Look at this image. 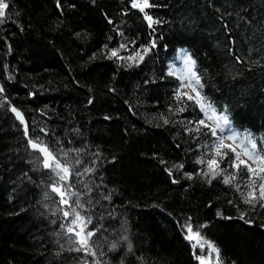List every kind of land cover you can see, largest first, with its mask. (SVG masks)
Wrapping results in <instances>:
<instances>
[{
    "label": "trees",
    "instance_id": "1",
    "mask_svg": "<svg viewBox=\"0 0 264 264\" xmlns=\"http://www.w3.org/2000/svg\"><path fill=\"white\" fill-rule=\"evenodd\" d=\"M8 2L0 23V264L93 259L68 250L60 228L67 221L54 216L53 200L44 198L48 174L36 170V154L26 148L13 106L24 114L31 135L42 136L43 127L50 145L59 147V140L65 148L87 146L84 166L97 159L91 153H100L97 171L82 179L94 189L93 224L103 225L93 238L98 253H106L101 260L199 264L196 257L205 250L184 238L182 225L190 222L194 230L207 225L199 230L219 247L223 264H264V208L242 202L240 177L238 192L196 175L206 170L196 163L207 151L201 145L212 138L207 129L185 131L195 124L182 122L202 114L190 101L186 111L175 113L182 106L174 98L179 82L167 73L175 53L187 52L196 61L202 94L226 110L234 129L262 142L264 0H150L155 6L146 12L161 21L152 28L131 0H59V7L57 0ZM153 40L156 47L139 66L108 59L122 43L128 49L119 55L128 56ZM107 193L111 201L101 199ZM236 205L251 223L237 218ZM113 243L117 247L109 251Z\"/></svg>",
    "mask_w": 264,
    "mask_h": 264
},
{
    "label": "snow or ice",
    "instance_id": "2",
    "mask_svg": "<svg viewBox=\"0 0 264 264\" xmlns=\"http://www.w3.org/2000/svg\"><path fill=\"white\" fill-rule=\"evenodd\" d=\"M59 7V0H57ZM150 0H131V7L138 9L144 13V20L147 22L149 28L154 24L161 21L156 20L153 16L146 12V9L154 7ZM10 4L8 0H0V23H3L2 18L6 15V10L9 9ZM111 23V21H109ZM121 35H123L121 33ZM111 39V38H109ZM134 44V41L132 42ZM107 48V45L104 46ZM156 47V42H150V46H141V49L133 48L128 56H120L121 49L127 50V44H120L119 49H111L108 59L115 58L118 61L127 62L125 65L128 68L139 66L144 62L145 56ZM184 69L177 77L180 81L178 88L175 90L174 98L182 106L175 109V113H182L186 111L189 106L187 102H192V105L199 108V112L203 114V118L195 120H187L185 123L195 124V127L185 126V131L188 133H200L202 129H207L205 135H209L212 140L211 143H205L201 147L207 151L202 153L196 160L197 164L205 165L206 170H200L196 173L202 176L208 184L213 180L219 179L221 183L232 186L236 191L241 192L240 184L235 183L237 178L240 177L245 190L241 192L242 202L249 205L251 209H255L259 204L264 208V138L262 142L258 143L257 139L250 132H239L232 126V122L225 111H219L206 96L202 94L203 84L199 74L195 71L196 61L187 52H182ZM173 69H169L168 75H173ZM188 88L194 95L183 92L182 89ZM4 92V88L0 87V93ZM186 98V100H185ZM6 99V98H5ZM92 100H89V104ZM11 112L15 114L16 119L22 126L23 136L26 140V148H30L36 155L33 157L36 170H46L48 174L47 188L49 191L44 192L46 200L51 199L55 204L52 214L55 216L60 214L64 221L61 223L60 228L66 236V244L69 251L82 253L83 257H92L91 261L82 259L81 264H108L107 261L101 260L106 253L97 249L99 245L93 238L97 235L103 225H94L93 220V199L91 193L94 191L91 182H86L82 177L93 174L97 171V163L100 156L99 152L91 153L97 159L91 161L92 166H84L85 161L82 155L87 151V146L84 148H65L59 140L57 145L59 147L50 145L46 142V137L49 133L46 128H39L38 131L43 135L33 136L30 133L29 123L26 121L24 114L15 106L11 107ZM173 109L169 108V112ZM164 120L165 124L170 121L163 114L159 117ZM109 119V117H105ZM163 162V161H162ZM225 165L221 167V165ZM178 170L183 169V164L174 165ZM231 169V171H229ZM171 175V169L168 170ZM188 179L193 178L192 173H184ZM102 179V178H101ZM173 183H178L173 180ZM82 185L84 191L78 188ZM99 187V186H97ZM55 194V196L50 195ZM88 196L85 200L84 197ZM101 199L111 201V193L102 194ZM232 203V201H229ZM96 205L100 204V200L95 201ZM240 211V220L246 224L251 223V220L245 219L247 211L240 210L239 205H236ZM112 215V213H109ZM217 215L223 219H232V217H224L221 211ZM99 219H103V214ZM191 218H188L190 221ZM56 223L55 220L52 221ZM92 226V227H89ZM207 225H200L194 230L190 222L182 225L186 229L187 234L185 239L189 242L195 241L192 247L195 249L199 247L201 252L204 251L205 245L207 246L206 255H197L199 264H223L220 255V249L215 242L208 240L201 234L200 228ZM127 240V237H124ZM63 247V245H61ZM117 245L113 243L109 251L115 250ZM128 251H132V245L129 242ZM214 254V255H213ZM123 264V261H121Z\"/></svg>",
    "mask_w": 264,
    "mask_h": 264
},
{
    "label": "rangeland",
    "instance_id": "3",
    "mask_svg": "<svg viewBox=\"0 0 264 264\" xmlns=\"http://www.w3.org/2000/svg\"><path fill=\"white\" fill-rule=\"evenodd\" d=\"M89 1H92V0H89ZM138 10V9H137ZM182 52H185V51H182V50H179V51H177L176 53H175V55H174V57H173V59H172V61H170L169 63H168V65H167V73H168V71H169V69L171 68V69H173V71H174V74L173 75H171V76H173V77H175L177 80H178V82L180 83V81H179V79L177 78L181 73H182V71H183V69H184V63H183V55H182ZM182 91L183 92H188V93H190V94H192V95H194V93H191V90L190 89H188V88H184V89H182ZM198 108V107H197ZM199 109V108H198ZM202 114V113H201ZM202 118H203V114H202ZM241 133H243V132H241ZM187 234V232H186V230H185V235ZM189 242V241H188ZM190 243V245L192 246V244L193 243H195V241H192V242H189ZM193 248V247H192ZM197 249L198 250H200L199 249V247H197ZM196 249V250H197ZM205 254H207V246L205 245ZM214 255V254H213ZM197 262L199 263V261L197 260Z\"/></svg>",
    "mask_w": 264,
    "mask_h": 264
},
{
    "label": "water",
    "instance_id": "4",
    "mask_svg": "<svg viewBox=\"0 0 264 264\" xmlns=\"http://www.w3.org/2000/svg\"><path fill=\"white\" fill-rule=\"evenodd\" d=\"M11 111V110H10ZM12 113V112H11ZM12 115L14 116V118L16 119V117H15V114L14 113H12ZM17 120V119H16ZM17 122L19 123V121L17 120ZM20 124V123H19ZM21 128H22V126H21Z\"/></svg>",
    "mask_w": 264,
    "mask_h": 264
}]
</instances>
